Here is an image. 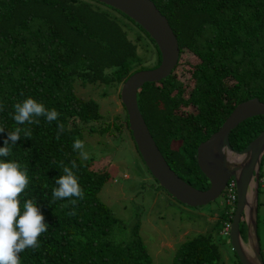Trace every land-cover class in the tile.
Listing matches in <instances>:
<instances>
[{
	"label": "trees",
	"instance_id": "1",
	"mask_svg": "<svg viewBox=\"0 0 264 264\" xmlns=\"http://www.w3.org/2000/svg\"><path fill=\"white\" fill-rule=\"evenodd\" d=\"M152 1L166 16L180 53L186 49L193 54V86L185 97L187 86L173 73L147 82L138 90V107L171 169L192 186L206 189L208 180L197 164L198 144L240 102L253 97L264 102V0ZM147 46L156 57L152 66L140 64ZM160 59L157 45L139 24L102 2L0 0V126L5 129L0 147L16 127L31 130L28 138L21 132L10 156L0 159L27 165L31 180L22 199L35 198L49 225L38 238L39 247L20 253V264H153L138 235L139 223L129 240L111 239L119 220L98 197L109 172L93 170L73 149L77 138L83 141L86 125L101 119L100 106L76 95L74 84L121 86L132 73L154 68ZM28 97L49 110L55 108L58 119L34 117L38 124L17 125L14 105ZM123 109V118L115 116L103 128L87 129L89 134L112 126L119 131L124 124L133 141ZM262 129L264 115L250 117L230 132V145L241 150ZM73 160L84 198L54 199L56 180ZM72 199L77 202L72 204ZM226 211L222 226L228 220ZM240 231L245 239L244 224ZM233 255L234 264H240L234 251ZM221 261L219 244L212 234L203 233L182 242L173 257V264Z\"/></svg>",
	"mask_w": 264,
	"mask_h": 264
},
{
	"label": "rangeland",
	"instance_id": "2",
	"mask_svg": "<svg viewBox=\"0 0 264 264\" xmlns=\"http://www.w3.org/2000/svg\"><path fill=\"white\" fill-rule=\"evenodd\" d=\"M144 48L139 49L142 52ZM142 54L141 65L156 63L153 47ZM193 54L184 49L173 74L187 87L184 96L189 95L193 86L190 78ZM102 83L74 84L76 95L84 99H94L99 103L101 119L86 125L83 139L84 148L78 150L89 154L90 167L97 171H108L109 179L98 193L115 218L119 220L112 234V240L126 241L132 237L135 223H139L138 235L144 242L153 264H173V257L182 242L198 234H212L220 246V264H234L236 261L229 243V236L220 232L224 212L229 207L220 195L214 201L190 207L173 199L161 188L147 170L138 153L127 127L123 124L117 131L113 126L108 131L96 130L89 134L87 129L103 128L111 124L115 116L124 117V109L119 98L121 86L111 87ZM196 113V109L188 106ZM74 122L78 120L74 119ZM264 159V155H263ZM258 236L264 256V185L258 193ZM242 221L240 222V225Z\"/></svg>",
	"mask_w": 264,
	"mask_h": 264
},
{
	"label": "water",
	"instance_id": "3",
	"mask_svg": "<svg viewBox=\"0 0 264 264\" xmlns=\"http://www.w3.org/2000/svg\"><path fill=\"white\" fill-rule=\"evenodd\" d=\"M118 9L139 24L154 40L161 55L160 63L132 73L121 85L120 101L125 108L128 127L140 156L151 175L172 197L190 207L217 199L227 180L237 186L229 243L240 264H264L258 236V177L264 153V129L242 150L233 149L230 132L244 120L264 115V102L249 98L235 106L221 126L197 146V164L209 186L198 189L177 175L158 149L139 110L137 92L147 82H158L176 67L180 56L177 38L166 16L152 0H96ZM246 227L242 238L240 222Z\"/></svg>",
	"mask_w": 264,
	"mask_h": 264
},
{
	"label": "clouds",
	"instance_id": "4",
	"mask_svg": "<svg viewBox=\"0 0 264 264\" xmlns=\"http://www.w3.org/2000/svg\"><path fill=\"white\" fill-rule=\"evenodd\" d=\"M119 96H120V92H119ZM14 109H15V115L13 116V119L17 125L32 124V123L38 124L39 120L38 119L34 120V117H41V116L46 117L48 122H52L54 120H57L60 115L55 108L51 110L47 109L43 102L38 101L34 97H28L22 102H17L14 105ZM58 128L60 129V131H63L64 129L63 124H59ZM4 130L5 129L2 126H0V133L4 132ZM21 132L24 133L25 138L31 137V130L27 128L22 129L20 127H16L13 131H9L7 138L4 140V146L0 147V157L10 156L12 152V145H15L17 141L21 138L20 136ZM83 148H84L83 141L77 138L74 141L73 149L83 150ZM263 155L260 161L258 189L262 184L260 180L264 173ZM81 158L88 159L89 154L85 151H81ZM76 168L77 165L74 160L72 161L71 166H63L62 168L63 175H60L56 180V184L58 185V187H55L52 191V196L54 199L63 200L73 197L79 199L84 198L85 195L84 190L79 183V177L76 175V172L74 171V169ZM30 180L31 177L29 175V168L27 167V165L23 164L22 162L16 159H0V264H20V253H22L28 248L39 247L38 238L48 230L49 225L36 199L35 198L22 199V194L25 192L26 188L28 187ZM45 187H47V185H45ZM225 187L221 192L224 202H225L224 199ZM161 188L164 189L163 187ZM167 194L169 193L167 192ZM169 196L171 195L169 194ZM172 198L175 199L174 197ZM236 200H237V186H236ZM236 200L234 204V209L231 213V218L228 213L229 208L226 209L228 220L224 221L223 223V226L220 230L222 234H224L223 233L224 224L227 221H230V225H231L233 213L236 207ZM76 202H77L76 199H72V204H75ZM258 207H259V202H258ZM69 214L71 215L73 213H69ZM243 224L244 223L242 221V224L240 225V229ZM229 230L228 233L224 235H229Z\"/></svg>",
	"mask_w": 264,
	"mask_h": 264
},
{
	"label": "built area",
	"instance_id": "5",
	"mask_svg": "<svg viewBox=\"0 0 264 264\" xmlns=\"http://www.w3.org/2000/svg\"><path fill=\"white\" fill-rule=\"evenodd\" d=\"M260 181L264 185V173H263V176L261 177ZM224 199H225L226 204L229 207L228 213H229L230 218H231V213L234 209V204H235V200H236V182L233 178H230L228 180V182L226 183L225 192H224ZM229 227H230V221H227L223 227V233L224 234L228 233Z\"/></svg>",
	"mask_w": 264,
	"mask_h": 264
},
{
	"label": "flooded vegetation",
	"instance_id": "6",
	"mask_svg": "<svg viewBox=\"0 0 264 264\" xmlns=\"http://www.w3.org/2000/svg\"><path fill=\"white\" fill-rule=\"evenodd\" d=\"M154 179V178H153ZM157 182V181H156ZM157 184H158V182H157Z\"/></svg>",
	"mask_w": 264,
	"mask_h": 264
}]
</instances>
